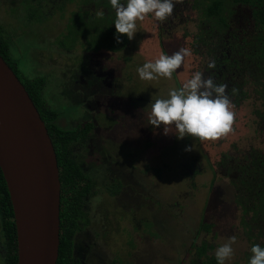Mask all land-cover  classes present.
Returning a JSON list of instances; mask_svg holds the SVG:
<instances>
[{
	"label": "rangeland",
	"instance_id": "1",
	"mask_svg": "<svg viewBox=\"0 0 264 264\" xmlns=\"http://www.w3.org/2000/svg\"><path fill=\"white\" fill-rule=\"evenodd\" d=\"M40 1L0 0V30L22 74L44 78L58 123L92 125L70 146L92 188L67 223V264H190L203 241L244 264L240 167L221 162L264 148L261 100L250 86L235 106L222 87L209 0Z\"/></svg>",
	"mask_w": 264,
	"mask_h": 264
},
{
	"label": "trees",
	"instance_id": "2",
	"mask_svg": "<svg viewBox=\"0 0 264 264\" xmlns=\"http://www.w3.org/2000/svg\"><path fill=\"white\" fill-rule=\"evenodd\" d=\"M42 1L37 3L38 7L42 5ZM51 1L55 3L56 0ZM28 9V18H31L36 10L29 5ZM205 16L204 43L207 46L214 44V50H217L213 60L216 72L223 81L222 87L228 84L235 106L250 96L248 89L253 87L257 99L261 100L260 105L253 109L255 123L257 130L264 135V0H209ZM9 45V39L0 30V55L25 86L46 125L55 149L61 183L60 243L55 264H67L73 247L67 223L73 215L80 213L76 209L91 193L92 188V179L75 159L70 146L72 142L80 140L92 125L88 123L79 129L62 127L57 121L56 112L44 108V78L25 77L19 70L17 61L11 57ZM225 158L221 165L225 164L226 171H232L235 166L240 167L234 201L241 210L239 227L250 247L245 253L244 264H264V148L251 146L237 161L234 157ZM0 242L5 249V256L0 259V264H17L13 211L1 169ZM195 246L190 264H222L220 256L211 252V244L203 241ZM254 253L258 260L250 257Z\"/></svg>",
	"mask_w": 264,
	"mask_h": 264
},
{
	"label": "water",
	"instance_id": "3",
	"mask_svg": "<svg viewBox=\"0 0 264 264\" xmlns=\"http://www.w3.org/2000/svg\"><path fill=\"white\" fill-rule=\"evenodd\" d=\"M0 169L13 211L17 264H55L61 190L55 149L25 86L1 55Z\"/></svg>",
	"mask_w": 264,
	"mask_h": 264
},
{
	"label": "flooded vegetation",
	"instance_id": "4",
	"mask_svg": "<svg viewBox=\"0 0 264 264\" xmlns=\"http://www.w3.org/2000/svg\"><path fill=\"white\" fill-rule=\"evenodd\" d=\"M0 244H2V242H0ZM1 246H2V250H3V258L0 257V259H4V256H5V249H4L3 244H2Z\"/></svg>",
	"mask_w": 264,
	"mask_h": 264
}]
</instances>
